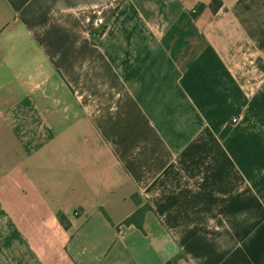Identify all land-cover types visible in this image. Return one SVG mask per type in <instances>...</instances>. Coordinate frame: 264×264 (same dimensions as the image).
Masks as SVG:
<instances>
[{
	"label": "crops",
	"instance_id": "crops-1",
	"mask_svg": "<svg viewBox=\"0 0 264 264\" xmlns=\"http://www.w3.org/2000/svg\"><path fill=\"white\" fill-rule=\"evenodd\" d=\"M212 1L0 0V264H264V0Z\"/></svg>",
	"mask_w": 264,
	"mask_h": 264
},
{
	"label": "trees",
	"instance_id": "trees-1",
	"mask_svg": "<svg viewBox=\"0 0 264 264\" xmlns=\"http://www.w3.org/2000/svg\"><path fill=\"white\" fill-rule=\"evenodd\" d=\"M220 5H221V2H220L219 0H213L212 3L210 4V7L212 8V10L215 11L216 8H218ZM199 8H201V5L198 6V9H199ZM137 201H138V200H137ZM138 212H139V211H138ZM134 216H135V215L129 217V218L126 219L125 221H126V222L134 221V220H135V219H134ZM57 218H58L59 222H60L62 225H64V226L67 225L66 218H65V216H64L61 212H58V213H57Z\"/></svg>",
	"mask_w": 264,
	"mask_h": 264
},
{
	"label": "built area",
	"instance_id": "built-area-1",
	"mask_svg": "<svg viewBox=\"0 0 264 264\" xmlns=\"http://www.w3.org/2000/svg\"><path fill=\"white\" fill-rule=\"evenodd\" d=\"M233 121H236L235 119Z\"/></svg>",
	"mask_w": 264,
	"mask_h": 264
}]
</instances>
